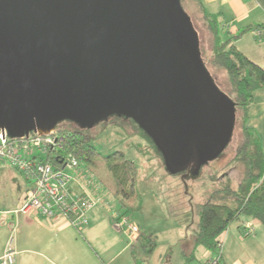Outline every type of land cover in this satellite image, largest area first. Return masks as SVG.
Returning a JSON list of instances; mask_svg holds the SVG:
<instances>
[{
  "label": "water",
  "instance_id": "95a60500",
  "mask_svg": "<svg viewBox=\"0 0 264 264\" xmlns=\"http://www.w3.org/2000/svg\"><path fill=\"white\" fill-rule=\"evenodd\" d=\"M180 0H0V130L131 117L172 159H212L235 103L215 86Z\"/></svg>",
  "mask_w": 264,
  "mask_h": 264
},
{
  "label": "rangeland",
  "instance_id": "374dc122",
  "mask_svg": "<svg viewBox=\"0 0 264 264\" xmlns=\"http://www.w3.org/2000/svg\"><path fill=\"white\" fill-rule=\"evenodd\" d=\"M179 2L181 9L191 19L193 31L197 34L196 49L199 50L211 79L218 89H228V75L226 71L216 66L213 61V36L209 32L205 20H203L202 7L194 0H180ZM221 25L222 22L219 21V27ZM234 126L236 127L235 131H232L228 143L217 156L212 159H206L204 162L194 159L186 163L182 162L181 159H172L169 150L166 149L167 145L164 146L162 143H159L153 133L127 115L114 114L92 124L63 119L56 124V129L78 130L91 137V144L99 153V156L95 158V165L91 167L99 174L109 172L108 163L104 157L116 151L124 153L126 159L133 161L138 166L139 180L136 191L140 194L142 209L128 212L122 216L119 212V205L113 197L108 199L109 204L100 199L99 204L107 206L110 210V212H107L108 222L114 223L116 228L120 226L122 219H127L131 223L138 224L143 229L145 235L156 238L157 252L162 254V257L167 252L174 256L177 249H181L179 243L186 241L182 240L183 238H178L177 226L183 223L186 227L182 230V233L185 231L188 233L189 231L191 237H193L192 244L194 245L192 250H189L186 254V260L190 255H193V257L198 255L200 248L205 250L204 247L195 250L194 244L198 228L199 218L197 211L199 205L207 201L214 203L229 201L231 203L233 199L228 197V199L224 200V193H217L218 189L226 185V183H231L233 187L237 188L238 184L242 182L244 176L243 166L241 163H231V160L237 154L240 144L244 141L239 120L237 123H234ZM6 131L10 139L14 138L13 132L8 128H6ZM29 134L33 135L34 131H30ZM62 136L64 137V135ZM82 164L77 169L67 170L69 175L74 179L72 187L76 192L80 191L77 185L83 183L81 175H83L85 163L83 162ZM2 166L9 167L8 169L11 168V173H16L11 166L7 164H2ZM223 176L226 177L223 178ZM2 178L5 181L2 183L0 195L11 198L15 194V191H17L16 183L10 182L5 177ZM82 187H84V183ZM0 207L3 206L0 205ZM255 221L256 224L260 223L258 220ZM239 222L240 220L234 221L230 227L238 231L237 224ZM251 225L253 226V224ZM123 233H126L125 229ZM226 234L228 233L226 232ZM260 242H264L263 238L262 241L257 242L251 239L242 245L240 243H228L225 255L229 253L237 255L240 251H245L242 255L246 259L253 253L252 251L256 252L260 250L262 245ZM223 250L224 245L221 253H223ZM232 254H229L231 258ZM140 255H143L141 249ZM212 258L214 259H210L209 264H213L216 257ZM256 259L259 264H264V251L262 253L259 252ZM143 264H148L147 259H145Z\"/></svg>",
  "mask_w": 264,
  "mask_h": 264
},
{
  "label": "crops",
  "instance_id": "0c3cea01",
  "mask_svg": "<svg viewBox=\"0 0 264 264\" xmlns=\"http://www.w3.org/2000/svg\"><path fill=\"white\" fill-rule=\"evenodd\" d=\"M201 2L203 20L205 14L217 16L218 21L222 22L225 38L228 35L242 33L234 41L235 46L250 60L264 68V35L256 38L253 34L254 28L260 26L264 32V0H201ZM249 28L252 30L245 31ZM247 125L260 136L264 148V88L254 94ZM8 168L0 167V193L2 183L5 181L2 177L12 183L15 182L17 191L11 198L0 195V205L3 206L0 207V258L6 252L10 238H14L16 264H136V258L140 264H143L145 259L148 264H184L186 254L194 247L193 237L189 231L182 233L186 227L182 223L177 226L178 238L186 241L179 243L181 249L178 248L174 256L167 252L162 257V254L157 252L158 246L151 255L146 256L144 253L140 255L137 237L131 239L128 232L123 233V230L118 226L116 228L114 223L108 222L107 212L110 210L101 204L94 206L90 211L89 223L83 229L73 227L64 217L50 220L32 212H20L19 209L31 184L14 168L15 174ZM82 184L77 185L80 191L84 189ZM94 190L95 188L91 187L86 191L96 198L99 195L101 200L104 199L100 192ZM244 224H253L255 231L246 234ZM139 228L140 234L145 235L143 229L140 226ZM237 229L238 231L232 227L228 228V234H225L223 239L222 258L218 264H259L256 257L259 252L264 251V242H260L263 247L261 245L259 251H252L253 253L246 259L242 255L245 251H240L237 255L229 253L232 254L231 258L229 254L225 255V249L228 243L242 245L251 239L255 242L262 241V238L264 241V226L261 223L256 224L253 218L244 216L237 224ZM151 238L156 241L155 237ZM194 244L195 250L202 247L196 245V239ZM214 256V252L200 248L191 264H209V260Z\"/></svg>",
  "mask_w": 264,
  "mask_h": 264
},
{
  "label": "trees",
  "instance_id": "16d2710c",
  "mask_svg": "<svg viewBox=\"0 0 264 264\" xmlns=\"http://www.w3.org/2000/svg\"><path fill=\"white\" fill-rule=\"evenodd\" d=\"M194 1L202 7L201 0ZM204 20L213 36L214 64L225 70L228 75V89H222V91L235 103V123L238 120L241 123L244 138L237 154L231 160L232 164L241 163L243 166L242 182L238 184L237 188L233 187L231 183H226L217 191V193H224V200L230 197L233 201L231 203L229 201L222 203L207 201L199 205L197 211L199 220L196 230V245L214 252L218 264L222 258L224 236L234 221L241 220L245 216L260 221L264 226L263 144L256 131L247 125L254 94L264 88V68L250 60L235 46L234 41L242 33L228 35L225 38L222 27H219L217 16L205 14ZM249 30L251 31L252 28L245 31ZM235 126L233 124V132ZM57 130L64 135V149L59 153H51L47 162L55 168H60L62 166L60 160L63 155H72L78 158L80 165H83L84 162L85 169L82 172L84 189H81L80 193L94 187V191L103 195L105 203H108V199L113 197L119 205V212L122 216L128 212L142 209V200L136 191L139 168L133 161L126 159L124 153L116 151L104 157L108 163L109 172L99 174L91 167L95 165V158L99 156L96 148L91 144V137L78 130L64 128ZM225 177L223 176V178ZM86 187L88 188L86 189ZM86 193L89 192L86 191ZM89 194L95 200V206L98 205L101 196L98 195L96 198L91 193ZM136 239L139 248L146 256L154 252L156 241L153 238L139 234ZM194 260L195 257L190 255L184 264H190ZM136 264H140L137 258Z\"/></svg>",
  "mask_w": 264,
  "mask_h": 264
},
{
  "label": "built area",
  "instance_id": "2783aa9c",
  "mask_svg": "<svg viewBox=\"0 0 264 264\" xmlns=\"http://www.w3.org/2000/svg\"><path fill=\"white\" fill-rule=\"evenodd\" d=\"M253 34L261 38L264 32L256 28ZM63 142L64 137L56 128L49 133L34 132L33 135L11 139L6 130H0V166H11L31 184L20 212H32L50 220L64 217L73 227L83 229L89 223V213L96 202L86 191L80 193L73 190L74 179L67 170L77 169L80 166L79 159L63 155L60 168L47 162L51 153H59L64 149ZM119 227L125 229L131 239L136 238L140 232L139 226L127 219H122ZM243 229L246 234L253 232L251 224H245ZM13 242L14 238H10L0 264L17 263ZM213 264H217L216 259Z\"/></svg>",
  "mask_w": 264,
  "mask_h": 264
}]
</instances>
